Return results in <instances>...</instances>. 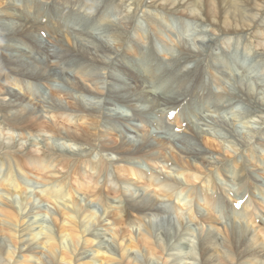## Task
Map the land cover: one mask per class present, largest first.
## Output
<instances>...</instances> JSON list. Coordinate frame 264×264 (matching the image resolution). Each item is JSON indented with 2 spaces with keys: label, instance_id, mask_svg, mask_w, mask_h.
Masks as SVG:
<instances>
[{
  "label": "bare ground",
  "instance_id": "obj_1",
  "mask_svg": "<svg viewBox=\"0 0 264 264\" xmlns=\"http://www.w3.org/2000/svg\"><path fill=\"white\" fill-rule=\"evenodd\" d=\"M0 1L8 3L0 15L1 70L6 69L7 74L25 79L22 83L28 88L21 84L20 88L27 92L32 102L37 98L43 99L41 104L50 113L31 108L13 91L2 90L3 95L9 97V103L8 109L0 105V264H197L196 245L192 238L200 239L197 248L200 264H264V178L250 171L255 170L264 176V83L261 80L254 85L251 81L237 78L234 86L237 92L233 94V86L229 90L214 79L217 68L213 65H216L217 59L205 62L209 64L206 73L207 66L201 65L206 61L202 52L201 58L194 63L199 67L183 72L184 76L173 73L170 64L167 71L164 68L152 70L143 67L145 82L136 61L140 55L138 49H144L143 46L157 52L152 39L149 40L148 35L142 32L140 21L146 20L149 24L151 21L153 26H150L158 34H162L165 20L169 22L168 12L152 9L156 6L159 9L181 8L186 13L197 14L208 23L213 34L223 36L220 46L224 51H236L241 43L246 57L255 47L256 50L260 47L264 53V0H154L155 3L149 7L147 0H112L114 15L106 14L108 8L100 7L98 0ZM143 7L149 13L143 14ZM65 9H69L68 14H65ZM154 15L156 17L152 19ZM115 16L116 19L112 20ZM77 18L81 30L75 27L74 20ZM41 19L51 23L44 24ZM6 21L12 25L10 30ZM37 32H47L49 39L42 40ZM63 34L68 41L71 35H75L73 47L66 45L68 41L62 38ZM51 37L60 38L55 54L51 51L54 42L50 41ZM11 40L20 42L33 50V55L40 56L31 63L29 56L26 57L30 52L13 45L32 71L23 68L17 55L9 54L7 42ZM211 44L200 45L208 49L213 42ZM188 56L187 63L197 57L191 51ZM219 57L226 69L225 72L222 70V74L231 77L235 66L228 65L224 54ZM258 63L255 67L260 71ZM242 66L236 64L241 70ZM120 73H123L122 76ZM179 74L181 76L177 77ZM119 78L123 79V85H119ZM218 80L228 85V80ZM33 82H43V87L53 83L70 87L69 100L74 110L59 103L52 105L48 102L50 105L47 106L45 99L49 96L40 92ZM155 82H159L158 86ZM204 83L208 93L200 98L198 90ZM212 86L218 92L209 91ZM189 90H193V94H188ZM64 93V90L53 87L51 96L61 97ZM230 97L237 101L228 100ZM102 101L107 112L103 118L105 124L97 113ZM227 102L233 103L225 107ZM117 103L129 105L133 110L130 118L128 114H117ZM241 104L254 109L244 116L242 111L237 110ZM185 105L189 106L188 109L175 117L173 128L178 124L182 128L180 123L186 122L189 129L178 138L174 129H168L171 122L166 117L165 108L178 106L180 109ZM198 105L200 107L194 109ZM228 108L231 109L229 112ZM231 111L234 113L229 115ZM156 118L160 123L151 126L158 130L156 135L161 134V137L154 144L152 138L145 139V132L148 133L149 123H154L152 119ZM130 120L132 126L128 125ZM116 122L122 124L126 133L119 136L116 130H111L113 136L121 139V144L108 149L103 144L105 136L102 134L101 138L99 133L107 125V130L111 129ZM136 123L146 126L141 132L143 134L139 135ZM192 124L195 125L191 127ZM237 124H241L245 132L237 134ZM11 125L24 137L25 141H20L18 146L10 140L13 133ZM83 127L89 132H83ZM163 129L170 133L165 136L161 131ZM26 132L30 135L45 134L44 145L40 147L46 156L36 154L41 149L36 152L34 146L26 147L29 138L25 137ZM191 133L194 136L189 137ZM225 133L227 138L218 135ZM142 137H145L143 145L140 144ZM201 138L208 139L225 155L233 157L229 158L230 161L224 157L214 158L200 144ZM100 139L102 145L98 149ZM5 140L11 141V155L6 153L11 144H6ZM136 143H139L137 150L134 149ZM147 144L154 145L155 152L158 148L174 150L173 155L170 154L177 169L172 174L174 180L159 181L154 173L147 174L148 169L156 170L155 165L152 168L140 162L142 167H138L133 162L149 155L145 153ZM99 151L111 153L106 156L109 159L99 163L96 158L84 159L91 153L104 158ZM57 154L66 156L58 159L54 157ZM157 154L158 157L151 156L160 162L169 161L161 160L160 151ZM81 156L85 157L77 159ZM122 157L128 158L125 161L129 164L126 170L114 167V163L119 165L123 161ZM108 163H113L111 169L117 172L115 182L106 178L114 173H107ZM164 169L172 170L169 167ZM32 173L35 178H32ZM218 180L224 181V185H219ZM198 184H202L206 191L205 198L201 197L203 189L191 188ZM247 186L252 189V198L236 210L234 205L241 200ZM231 190L234 193L230 195L233 206L211 197L217 191L226 197ZM34 194L42 203L53 207L37 205ZM191 196L198 197V201L195 203ZM174 198L175 204L169 207L175 216L173 234L169 231V234L159 235L153 229L167 213L165 208L157 212L155 204L166 205V201ZM99 207L103 209V214H99ZM32 209L36 211L28 212ZM257 219L262 222L257 224ZM221 222L227 223L224 229L218 225ZM201 232L203 237L200 238ZM186 260L191 262L184 263Z\"/></svg>",
  "mask_w": 264,
  "mask_h": 264
},
{
  "label": "rangeland",
  "instance_id": "obj_2",
  "mask_svg": "<svg viewBox=\"0 0 264 264\" xmlns=\"http://www.w3.org/2000/svg\"><path fill=\"white\" fill-rule=\"evenodd\" d=\"M98 1H100V3H101V5H100V7H102V6H104L105 7V9L106 8H108V10L105 12L106 14H112V15H114L112 12L113 11H115L114 9H113V7H112V5H113V3H112V0H108V1H105V0H98ZM147 1H149V3H148V7L150 6V4L151 3H155V1L154 0H147ZM153 1V2H152ZM147 3V2H146ZM161 3V1H159L158 2V5ZM165 3V2H164ZM8 5V3H5V2H1L0 1V15H1V13H2V10ZM18 5H20L19 3H17ZM112 4V5H111ZM99 5V4H98ZM147 5V4H146ZM110 6V7H109ZM71 7V6H70ZM170 8V7H169ZM101 9V8H100ZM143 9H144V11H143V14H146V13H149L148 11H145L146 9L143 7ZM152 9H156V10H162V11H165V12H168V14H166V16H167V18H168V20H169V22H167V20H165V23H163V26L165 27V28H163L162 29V34H158L154 29H152V27L150 26V24L152 25V23H151V21H150V24L149 23H147L146 22V20H144V21H140L141 23H142V32H144V34L145 35H148V37H149V40H151L152 39V41L154 42V44H155V48L157 49V53L159 54V56L161 57V58H164L165 60H173V59H176L181 53H185V54H188L190 51H191V53H194V55L195 56H197V57H195V59L194 60H192V61H190V62H192V64L189 62V63H187L186 64V66H184V73H187L189 70H193L194 68V66H195V64L194 63H197V61H196V59H199V58H201V56H200V54H201V52L203 53V55L205 56V59H206V61H204V62H202L201 63V65H204L205 64V62L207 63V61H209V60H215V59H217L216 60V65H213V68H214V66H215V68H217V73H215V75H214V79L220 84H223L224 85V88H225V86H227L228 88H229V90H230V88L232 87V92L231 93H233L234 94V91L235 92H237L236 91V89H235V82L237 81V78L238 79H240V78H242V80H244L245 82H249V81H251V82H253V84L254 85H256V82H259V81H261L262 80V82L261 83H264V80H263V78H264V72H263V61H264V53H262V51L259 49L260 47H257V50H256V47H255V49H254V51L248 56V57H246V55H244V52H243V50H244V48L242 47V44L240 43V48L238 49V50H236V51H234L233 49H231V50H223L222 48H221V46H220V41H221V39H223V36H220V35H215V34H213L212 32H211V30H210V27H209V25H208V23L207 22H205L202 18H199L198 16H197V14L196 15H193V14H191L190 12H188V13H186L185 11H182L181 10V8H170V9H167V8H160L159 9V7L158 6H156L155 8H152ZM65 10H67V9H65ZM142 13V12H141ZM150 13H151V11H150ZM169 13H172V14H169ZM65 14H67L66 12H65ZM119 16V15H118ZM120 17V16H119ZM156 16L154 15L153 17H152V19L153 18H155ZM114 19H116V16L115 17H112V20H114ZM77 21V22H76ZM74 22H75V27L76 28H78V29H82L81 27H80V22H79V18H77V19H75L74 20ZM119 22V21H118ZM7 23V24H6ZM6 25H7V29L8 30H10L11 28H9V27H12V25H10V22L9 21H6ZM77 23V24H76ZM153 26V25H152ZM152 29V30H151ZM154 33H157L156 35L154 34ZM162 35V36H161ZM63 36L64 37H66V35L65 34H63ZM150 36H152V37H150ZM162 38H161V37ZM73 37H75V35H71V37H69L70 39V41H68V39L67 38H65V40L66 41H68L67 43H66V45L67 46H71V47H73V42H72V40H73ZM261 38H262V36H260ZM219 40V41H218ZM248 40H251V37H248ZM213 42V46H210L208 49L207 48H202L201 47V45L200 44H202V45H212L211 43ZM18 43V44H17ZM7 51L9 52V54L12 56V54H13V56H18V61H19V63H21V65L23 66V68H27V69H29L30 71H32L31 70V68L29 67L30 65H29V63H27L23 58H21V54L19 53V54H17L19 51H18V49H20V48H23V50H27V51H29L30 53H29V55H27L26 57L28 58V56H29V61H31V63H32V61H35L34 59L35 58H39L40 56H38V55H33L32 54V51L33 50H31L30 48V50L27 48V47H25L24 45H22V44H20V42H16V41H13V40H11L10 41V43H9V41L7 42ZM216 44V45H215ZM13 45H15V46H13ZM221 45H222V43H221ZM10 46V47H9ZM22 46V47H21ZM217 46V47H216ZM218 46H219V48H218ZM13 48V50H9V49H12ZM15 48H16V50H15ZM143 48L144 49H146V46H143ZM221 48V49H220ZM190 50V51H189ZM260 50V51H259ZM13 51H15V52H13ZM188 51V53H186ZM222 51H224V52H222ZM259 51V52H258ZM229 52V53H228ZM226 53V54H225ZM260 53V54H259ZM225 55V58H226V60L229 62V64L228 65H231V66H235V70H233L234 71V74H232V76L231 77H228V75L226 74L225 76H224V74H222L223 72H225L226 71V69L223 67V63H221L220 61H223V60H220L221 59V57H219V56H221V55ZM2 55V54H1ZM252 56V57H251ZM32 58V59H31ZM173 58V59H172ZM22 59V60H21ZM2 60V59H1ZM20 60H21V62H20ZM220 60V61H219ZM255 62V63H254ZM261 63V64H259V63ZM221 63V64H220ZM258 63V65H259V67L258 68H260V71H258L257 70V67H255L256 66V64ZM189 64H191V65H189ZM236 64H242L243 66H242V68H243V70H241V68H237L236 67ZM208 65L209 64H205V66H207V69H206V73H208V70H209V68H208ZM250 65V66H249ZM218 66H220V67H218ZM3 66L2 65H0V81L2 80V78H4V77H7V80L6 81H4V86L6 87V92L7 91H13V92H15V93H17V95H18V97L20 96V98H22V102H26V103H29L30 104V106H32L31 108H34V109H38L39 111H43V112H48L47 111V107L46 108H44L43 107V104H41V102L43 101V99H41V98H37V100L35 101V102H32V100L27 96V92H25V90L23 89H21L20 87L21 86H19L18 85V83L16 82V77L15 76H12L11 74H7L6 72H7V70L5 69H3V70H1V68H2ZM29 67V68H28ZM199 67V65H197V66H195V68H198ZM211 67V66H210ZM201 68V67H200ZM226 68H227V66H226ZM251 68H255V69H253V70H250V71H246V69H251ZM168 69H169V67H168ZM228 69V68H227ZM236 69H239V70H236ZM216 70V69H215ZM222 70H223V72H222ZM167 71V70H166ZM183 72H181V74H183L182 76H184V73ZM173 73H175V72H173ZM122 74L123 73H120L119 75H121L122 76ZM181 74H179L177 77H179V76H181ZM211 74H212V72H211ZM162 75H164V74H162ZM233 75H235V76H233ZM238 75V77H236ZM206 76V75H205ZM218 78H222V79H225V81L227 82V80L229 81L228 82V85H226V83L224 84L223 82H221L220 80H218ZM120 82V84L119 85H123V84H121L122 82V80L123 79H121V78H119L118 79ZM19 82H20V84L23 86L24 84L22 83V78L19 80ZM233 82V83H232ZM34 83V82H33ZM43 85H44V83L42 82L41 83V86L39 85V86H36V87H38V88H40V92H43L45 95H47V96H49V97H47L46 99H45V104L47 105V106H49L50 104H57V103H59L60 105H62V106H64V107H66V108H69L70 110H74V108H73V106L71 105L72 103V101H70L69 100V94L72 92L71 91V89H70V87H65L64 86V84H59V86H63L62 88L63 89H61L60 88V90H64L65 91V93L61 96V97H57V96H55V95H53V96H51V93H52V88H53V86H52V84H50V86H48V87H43ZM53 85H54V83H53ZM16 86V87H15ZM55 86V85H54ZM197 86V85H196ZM204 86V87H203ZM214 86V85H213ZM212 86V87H213ZM24 87L25 88H28V86H25L24 85ZM112 87H114V85L112 86ZM31 88H33V87H31ZM200 88L202 89V90H200ZM205 83L204 84H202V87H199V93L198 94H200L199 95V97L200 98H202L203 96H205L207 93H208V87H206L205 89ZM203 89H204V91H203ZM215 90H217V89H214V87L212 88V89H209V91H211V92H218V91H215ZM207 91V92H206ZM67 92H69V93H67ZM65 94H66V96H65ZM217 94V93H216ZM55 96V97H54ZM79 96V94L76 96V97H78ZM63 97V98H62ZM64 97H66V98H64ZM49 98V99H48ZM58 98H62V99H60L59 101H58ZM40 99V100H39ZM67 101H66V100ZM81 101H84L83 99H80ZM228 100H233L231 97L230 98H228ZM70 101V102H69ZM234 101V100H233ZM237 100H235L234 102H236ZM50 104H49V103ZM7 103H9V97H6V95H3V92H2V90L0 89V105H5V107L7 106V109H8V105H7ZM62 103V104H61ZM84 103H88V101H84ZM233 102H230V103H226V105H225V107H227V105H231ZM70 104V105H69ZM92 105V104H91ZM117 105V107H116V109H118V111H117V114L118 113H120V114H131V111H133L132 109H130L129 108V105L128 104H119V103H117L116 104ZM121 105H125V106H127L130 110L128 111L126 108H123V107H120ZM102 107V108H101ZM119 107V108H118ZM239 108L237 109L238 111H242V114H244V116H246L247 114H249L254 108H252L251 106L250 107H248V106H246V105H239L238 106ZM87 108H89V106H87ZM143 108V107H142ZM22 109V108H21ZM103 109V110H102ZM115 109V108H114ZM231 109H229L228 108V112L230 111ZM104 111V112H103ZM112 112L113 113H115L113 110H112ZM97 113H99V116H100V121H102V124L104 123V121H103V118H105V115L107 114V112H106V109L104 108V104H103V101L102 102H99V106H98V108H97ZM224 113H227V110H224ZM232 113H234L233 111H231L230 112V114L229 115H231ZM1 114V113H0ZM13 113H11L10 115H12ZM49 115V114H48ZM2 116V115H1ZM24 116H25V114H24ZM23 117V116H22ZM231 116H226V118H230ZM105 124V123H104ZM128 125H133V123L131 124V123H129ZM134 125H135V123H134ZM136 125L138 126V129H140V132H139V135L140 134H143V133H141V132H143L142 130L144 129L143 127H145V125L144 124H137L136 123ZM130 126V127H131ZM264 127V126H263ZM262 127V128H263ZM109 128V125H107V128H104V129H102V130H100V132L101 133H99V135L101 136V138L103 137V135L105 136V138L103 139V144H104V146L105 147H107L108 149H113L114 148V146L115 147H117V146H120V145H118V144H121L120 142H121V139L118 137L117 138V136L115 137V136H113V133H112V131L111 130H114V126L111 128V129H109V130H107ZM132 128V127H131ZM236 133L237 134H241L242 132H245V130H242L243 129V126L241 125V124H237V126H236ZM12 129H14V127L12 128ZM84 127L82 128V131L83 132H86V133H88L89 131H87V129H84ZM17 129H15L14 130V132L12 133V134H10L9 136H10V140L15 136V138L13 139V145L14 146H18L19 145V143H20V141H25V140H23L24 139V137H22L21 136V134H19L20 133V131L19 130H17ZM103 131H104V133H103ZM139 131V130H138ZM48 132V131H47ZM73 132V131H72ZM16 133V134H15ZM224 133V132H223ZM15 134V135H14ZM18 134V135H17ZM62 134H65V133H62ZM73 134H74V132H73ZM103 134V135H102ZM226 134V135H225ZM225 134H218V135H220L221 137H225V138H227V133H225ZM45 135V134H44ZM43 134H36V135H30V133H28V132H26L25 133V137L26 136H28L29 138H27L28 139V141L26 142V147H28V146H34L35 148H36V152L37 151H39L40 149H41V139H45L46 137L44 136ZM109 135V136H108ZM112 136V138H111V136ZM17 136V137H16ZM31 136V137H30ZM44 136V137H43ZM191 136H194V134L193 133H191L190 135H189V137H191ZM21 137V138H20ZM17 138H19V139H17ZM35 138H36V140H35ZM39 138V139H38ZM17 139V140H16ZM38 139V140H37ZM10 140H5V143L6 144H11V141ZM16 140V141H15ZM101 140V139H100ZM108 140V141H107ZM39 141V142H38ZM209 140L207 139L206 140V138H201L200 139V144L202 145V147L204 148V149H206V150H208V152L209 153H211L212 154V156L214 157V158H222V157H224V159H226L227 161H230L231 159H229L230 157H233V156H231V155H229V157H228V155H225L222 151H221V149L216 145V144H214V143H209L208 142ZM39 144H38V143ZM144 142V139L142 138V140H141V142H140V144L141 145H143L142 143ZM153 142H154V144H157V142H156V139H154L153 138ZM207 142V143H206ZM252 143H254L253 142V140L251 141ZM53 143H57V142H53ZM109 143V144H108ZM36 144V145H35ZM38 144V145H37ZM196 144H199V142H197ZM147 145H148V147H147ZM146 146H145V148H146V152H148V151H156L155 149H156V147L154 146V145H150V144H147ZM159 145V144H158ZM41 146V147H40ZM111 146V147H110ZM113 146V147H112ZM211 146V147H210ZM134 147H136V148H138L139 147V144L137 145V144H134ZM151 147V148H150ZM210 147V148H209ZM60 147H56L55 149H59ZM62 148V147H61ZM150 148V149H149ZM62 149H65V148H62ZM148 149V150H147ZM158 151L157 152H159L160 151V158H161V160H166L165 158L166 157H170V154L171 155H173V153H174V150L173 149H169V148H162L161 150H159V148L157 149ZM42 151V149L38 152V153H36V154H40V153H42L41 152ZM59 153H61V152H59ZM158 155V154H157ZM241 155H243V153L242 154H240L239 155V157H241ZM178 156H179V154H178ZM211 156V155H210ZM211 156V158H213ZM244 158V157H243ZM172 161V160H171ZM261 161V160H260ZM262 162V161H261ZM141 164V163H140ZM263 165H264V159H263ZM148 168V167H147ZM149 171L151 172V170L150 169H148L147 170V173H149ZM251 172H254V174H255V176H257V177H259V176H261V178L263 179L264 178V176L263 175H261V173L260 172H257V171H255V170H250ZM62 172H65V170L64 171H62ZM31 176H32V178H35V175H34V173H32L31 174ZM219 181V185H224L223 183H225L224 181H222V180H218ZM264 182V181H263ZM137 189V188H136ZM137 191H139L138 189H137ZM256 195H257V193H256ZM33 197H34V200H36V204L38 205V204H42V205H47V206H51V207H53L51 204L50 205H48V204H44V203H42L36 196H35V194L33 195ZM84 197V196H83ZM82 197V198H83ZM201 197H203V198H205V195H202L201 194ZM257 198L259 199V197L257 196ZM176 201V199L174 198V199H172V200H169V201H166V205H163V206H165L166 208H165V212L167 213V215H165V216H163L160 220H158V222L160 223V224H155L156 226L154 227V229L153 230H156L158 233L157 234H159V235H162V233L163 234H169L170 232L169 231H171V233L170 234H173V229L174 228H172L173 227V224H175V216L174 215H172L171 213H173V211H172V208H170L169 209V207H171L173 204H175V201ZM164 201V200H163ZM172 201L174 202V203H172ZM38 202V203H37ZM168 202V203H167ZM168 204V205H167ZM172 204V205H171ZM31 205H34L33 203L31 204ZM36 205V206H37ZM162 206V205H161ZM173 207V206H172ZM171 210V211H170ZM33 211H36V210H30V211H28V212H33ZM184 211H187L186 209H184ZM98 212H99V214L101 213V214H103V209L101 208V207H99V210H98ZM170 212V213H169ZM169 213V214H168ZM44 218H46V220H48L49 219V217H44ZM186 218V217H185ZM149 220H151V219H149ZM173 220V221H172ZM187 220V219H186ZM216 220V222H217V220L218 219H215ZM49 222H51L50 220H48ZM171 221V222H170ZM199 221H200V223L202 224V220L201 219H199ZM152 223V222H151ZM169 224H170V227H168L169 226ZM200 224V225H201ZM257 224H259V223H257ZM202 225H205L204 223L202 224ZM218 225L222 228V229H224L225 227H226V225H227V223H226V225L225 226H221L220 225V223H218ZM228 226H230V225H228ZM164 227V229H162ZM172 230H171V229ZM192 228H194L193 226H192ZM206 229H207V227H205ZM170 229V230H169ZM202 228H200L199 230H201ZM169 232V233H168ZM179 234V233H178ZM201 235H200V238L201 237H203V235H202V232L200 233ZM200 239H198V238H192V241L194 242V244L196 245L195 247V253H196V257H197V264H200V263H202L201 262V260H200V256L197 254V252H198V247H199V243H198V241H199ZM174 242V241H173ZM173 244V243H172ZM171 244V245H172ZM175 244V243H174ZM176 245V244H175ZM202 250H203V248H201ZM203 252V251H202ZM201 254V253H200ZM90 255V254H89ZM198 258H199V260H198ZM199 261V262H198ZM186 262H191L190 260H186L184 263H186Z\"/></svg>",
  "mask_w": 264,
  "mask_h": 264
},
{
  "label": "clouds",
  "instance_id": "obj_3",
  "mask_svg": "<svg viewBox=\"0 0 264 264\" xmlns=\"http://www.w3.org/2000/svg\"><path fill=\"white\" fill-rule=\"evenodd\" d=\"M138 52L140 55L138 59L136 58V61L139 64L140 69L142 70V73H143L142 79L144 80V82L146 80V77L143 72V67H149L152 70H157L160 68H164L165 70H167L170 64L174 72L181 73L184 71V66H186L187 61L189 59L188 54L181 53L176 59L164 60V59H161L159 54L151 48H148L146 50L138 49ZM199 107L200 105H198L194 109H197Z\"/></svg>",
  "mask_w": 264,
  "mask_h": 264
}]
</instances>
